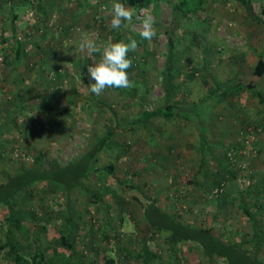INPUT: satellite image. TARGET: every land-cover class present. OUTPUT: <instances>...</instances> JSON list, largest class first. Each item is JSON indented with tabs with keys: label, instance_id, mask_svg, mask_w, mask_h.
I'll return each instance as SVG.
<instances>
[{
	"label": "rangeland",
	"instance_id": "obj_1",
	"mask_svg": "<svg viewBox=\"0 0 264 264\" xmlns=\"http://www.w3.org/2000/svg\"><path fill=\"white\" fill-rule=\"evenodd\" d=\"M79 1L34 0L31 7L23 5L25 12L33 11L37 19L32 24L24 20L13 30L14 36H21L26 49L25 62L16 63V70L11 71L23 74L15 85L3 81L8 67L0 63V181L30 166L47 168L76 159L113 122L109 109L115 111L122 123L113 138L130 148L121 158H115L113 147L99 153L97 164H111L113 175L91 173L83 180V189L60 192L50 183H35L23 188L7 204H0V264H12L4 257L7 235L24 254L39 249L46 259L52 258L57 263L65 260L68 252L57 248L63 254L53 256L49 250L51 244L38 228L42 223L40 218L45 219L54 236L69 223L75 247L87 264H103V254L114 257L117 264H143L142 243L153 254L149 264H225L216 256H203L192 243L171 244L165 232L147 230L141 216L145 198H153L159 209L176 221L208 227L216 237L226 234L236 240L250 232L254 221L264 226L262 200L263 209L255 214L253 221L241 207V202L246 206H252L255 199L259 202L256 195L260 191L264 193V165L260 172L246 168L245 173L252 180L247 187H240L235 178L220 168H215L216 178L207 173L200 179L195 164H191L194 161L187 158L184 162L181 158L184 153L191 154L192 149L181 147L180 151L176 146L158 145L164 129L169 132L170 122L159 117L141 122L138 115L170 103L172 119L188 122L185 131L193 133L191 137L179 135L183 145L195 137L193 123L197 130H203L215 121L210 113L224 97L211 90L216 86L211 78L225 76L227 68L213 67L210 63H232L235 47L248 43L250 34L264 38V18L259 14L261 0H150L139 9L115 0L134 13L131 22H122L119 30L110 26L114 0H86V14L72 16L73 23L68 25L73 28L69 29L70 33L81 32L82 24H86L83 39L92 38L97 43L137 41L136 50L128 53L132 61L128 72L132 86L106 88L99 96L90 92L89 84L94 81L87 72L90 64L99 61L98 54L89 57L86 51L72 52L71 48L68 54L80 59L76 63H39L40 46L48 49L71 46L68 41L58 44L56 39L52 40L53 44L48 43L52 39L51 29L60 24L57 4L64 10L76 9ZM146 14L155 20L157 34L151 41L139 35ZM240 32L243 36L234 38ZM118 33L121 37L117 41ZM248 51L252 57L258 56L255 46H249ZM166 56L172 75L169 84L162 80ZM56 71L61 73V79L59 85L52 87L50 79ZM199 90L204 97L195 100ZM20 91L25 94L19 97ZM132 117L135 121L126 124ZM185 136L188 140L184 142ZM154 138L158 141L153 149L147 143ZM141 144L148 146V152ZM218 161L219 165L223 163L220 157ZM204 168L209 169L210 165ZM211 179L208 187L200 186ZM129 183H134L137 189L128 187ZM219 184L222 188L219 198L209 196L208 190ZM106 186L109 192H104ZM91 192L103 193L102 202L92 201L88 195ZM10 214L18 227L8 222ZM8 225H12L10 232ZM245 246L264 261V248H254L252 243ZM124 248L129 249L128 254Z\"/></svg>",
	"mask_w": 264,
	"mask_h": 264
},
{
	"label": "trees",
	"instance_id": "obj_2",
	"mask_svg": "<svg viewBox=\"0 0 264 264\" xmlns=\"http://www.w3.org/2000/svg\"><path fill=\"white\" fill-rule=\"evenodd\" d=\"M126 4H128L132 8H142L149 4L150 0H123ZM180 4V2H178ZM29 5L30 7L31 2L29 1L24 6ZM259 14L264 18V0H262L260 7H259ZM121 37V34L118 33L115 36V40H119ZM22 46L21 42L15 43V56L18 57L19 55V48ZM169 56H166V64L163 67L162 72V80L163 83L169 84L171 81V74L169 73ZM7 64V63H6ZM15 63H11V68L14 67ZM130 72V68L127 70V74ZM252 72L256 75H261L264 73V62L261 58H258L256 60V64L253 67ZM53 79H60L61 73L56 71L54 73ZM214 82V81H213ZM216 82H214L215 84ZM228 86V87H227ZM233 86L232 84H228L227 82L223 83H216L215 88L213 90H222L221 88L228 89L229 87ZM117 89V88H115ZM172 105L168 102H165L163 107H157L150 111H142L138 115V120L141 122H146L148 119L159 117L162 118L165 121L173 122L179 126V122H175V120L172 119V115L174 112L171 111ZM110 114L113 118V122L108 125L105 130L102 132V134L92 143L90 144L76 159L68 161L64 164H52L47 168H41V167H34L30 166L27 168L22 169L20 172L8 175L5 180L0 181V204H7L10 199H12L14 196H16L23 188H27L33 184L37 183H50L52 184L57 191H65L68 192L71 188H78L83 189V180L88 177L91 173H98L99 175H113V166L111 164H107L104 166H99L97 164L98 160V154L102 151H105L108 148H114L115 158H121L124 155L128 153V149L130 148L129 145H125L120 140L113 138L115 135V132L117 129L121 126V121H119L116 118V113L114 110L109 109ZM134 117L129 118L125 121L126 124L130 125L132 122H134ZM254 128V132L256 135L257 128H261L258 125L249 126ZM262 129V128H261ZM260 129V131H261ZM240 131H245V128L240 129ZM239 136V134H238ZM152 143L153 145H151ZM154 144L155 138L152 140H148L147 145L151 146L153 149L155 148ZM143 147H146L148 152V146H145L144 144H141ZM159 146H161L160 143H158ZM240 146L239 139L232 144L230 147H233V149H237ZM252 146L254 148V154L249 160H246V168L249 166L251 167V162L257 155L258 149L255 148L252 142ZM167 147H169V144H167ZM230 147H226L223 150V154H220V160H223L222 164H220V168L222 172L228 173L231 177L237 178L238 176H241V170L236 167L235 161L238 159H242L243 157L238 156L236 158L230 159L227 156V149ZM170 148V147H169ZM262 148V147H260ZM200 152H202L200 150ZM149 154V153H148ZM222 155V156H221ZM34 160V159H32ZM37 160V159H36ZM35 160V162H36ZM207 166L206 160L203 157L202 153V159L199 164V168H204ZM100 171V172H99ZM246 174V173H245ZM247 176V175H246ZM247 178L251 179L250 176H247ZM130 188L137 189V186L134 183H129L127 185ZM216 187H220V184ZM215 188V187H214ZM221 188V187H220ZM106 191L109 192L108 187H105ZM213 189V188H212ZM211 189L208 190V192ZM60 191V192H61ZM111 193V192H110ZM103 194V193H102ZM102 194L91 192L88 193L89 197H92V201H96L98 203H101L102 200L100 199V196ZM222 194V188L221 192L218 193L215 197ZM258 195V194H257ZM256 195V196H257ZM264 195V193H263ZM145 202L142 206V219L145 223L147 230H158L161 232H165L168 235V238L171 242V244H176L178 242L184 243L189 242L194 245H196L201 254L205 257L211 258L212 256H216L218 258H221L225 264H264V261H262L260 258L253 256L250 251L246 248L247 243H252V247L258 248L259 246L261 248H264V226H260L256 224L254 221V224L252 225L249 233H243L238 239L234 240L232 238H229V236L221 235V237H216L212 231L208 227H195L191 224L183 223L180 221H176L172 216L165 213L159 207L156 205V201L152 198H145ZM264 202V197L262 198ZM241 207L246 215V217L249 220L254 219V216L256 213H259L260 210L263 209V203L261 201H254L253 207L246 206L244 202H241ZM249 207V208H248ZM253 208V210H249L250 208ZM8 222L15 223L17 227L19 226L17 223V220L13 218V215L10 214L7 217ZM69 222V220H67ZM42 222V223H41ZM40 225L38 226L39 231L42 232V235L44 234L48 238V242L50 247L49 250L52 252L53 256L56 255H62L59 253L57 248H61L64 251L68 252L67 257L65 260L61 263L55 262L52 258H45L44 252L42 250L36 249L31 252H27L24 254L20 251L17 243L14 240L9 239V235H7L4 249V257L8 258L12 261V264H87L83 260V258L79 255L74 240L72 238V226L67 223L65 229L67 228L68 231L66 232L63 227H60L58 230V235L54 236L53 231L50 227H48L45 223V219L40 218ZM12 225H8V232L11 231ZM9 234V233H8ZM124 253L128 254L129 249L124 248ZM141 259L143 264H149V261L151 262L153 257V254L148 251L145 243H142L141 246ZM103 264H117L116 259L108 254H103Z\"/></svg>",
	"mask_w": 264,
	"mask_h": 264
},
{
	"label": "crops",
	"instance_id": "obj_3",
	"mask_svg": "<svg viewBox=\"0 0 264 264\" xmlns=\"http://www.w3.org/2000/svg\"><path fill=\"white\" fill-rule=\"evenodd\" d=\"M29 1L34 3V0H0V63H7L6 66L8 67V70L3 75V81L7 82L9 85H15L16 79L23 75L22 73H19L18 70L11 72L14 69L16 70V63L25 62L24 52L26 51L24 46L25 44L23 45L22 43V46L18 49V57L15 56L16 41L13 38V34L15 33H13V30L15 31L19 24L23 23L22 19L26 10L23 5L27 4ZM57 8L59 9L58 22L60 24L53 30L51 29L52 32L50 36H52V39L49 40L48 44H53L52 40L56 39L58 44L68 41L71 43V46L65 45L59 47L58 45L51 49H48L47 47L41 48L40 46L39 51L41 58L39 63H68L69 61L70 63H76V60H80L79 57L75 56L72 58L73 55H69L68 51L71 48H73L72 52L75 50L79 51V45L77 46V44H79V40L82 41L83 39L81 37L84 35L82 30H86V24H82L81 32L78 31L76 34L69 32V29L71 30L73 28L68 25L73 23L72 16L73 18H77V16L80 14H86V0L79 1L76 9L64 10V8L61 7L59 3L57 4ZM19 29L20 27L18 30ZM241 36H243V34L240 32V35H234V38ZM68 37H71V39ZM43 40L42 42H44ZM248 41L249 44L245 43V41L244 45L235 47L236 51L233 52L234 56H232V63H210V66L213 67L220 66L227 68V73L225 76H214L211 78L212 82H227L228 84L233 85L228 89L225 88L222 90H216L219 96L222 95V97H224V101L219 99L221 102L216 103L213 112L210 113L216 118L215 121H211V123H213L208 124L205 128H203V130H197L196 124L193 123L196 131L195 137L190 140L192 142L187 143L186 145H183V142L179 140V135L182 134L183 136L184 133V135H189V137H191L193 133L190 130H188L190 132L185 131V128L189 126V123H184L183 121H180L179 126L173 122H170L168 125L169 132L164 129L162 141H155L161 142L160 144L165 147H167V144H169L170 147L176 146L180 151L181 147L192 149L191 154L184 153L181 158L184 162L188 161L187 158L194 161L191 162V164H195V171L198 172V177L200 179H202V176L206 175L207 173L211 174L210 176L212 178H216L215 168L220 167V161H218V157H220V154H223L224 148L230 147L239 139L238 134L240 129L253 125H258L262 129L260 128L261 131L253 138V145L259 151L252 160L251 167L249 166V168L253 173L260 172L262 170L261 165H264V73L261 75H256L252 72L258 58H261L264 62V38L256 36V34H250ZM249 46L256 47V52L258 55L257 57H252V52L248 51ZM11 63H15L12 69H10ZM60 79H53L52 77L50 79L53 80L51 83L52 87H56L57 84L59 85ZM199 93L200 94L194 98L195 100H199L204 97L203 92L200 91ZM24 94V92H18L19 97ZM224 94H226V97ZM206 95L207 93L205 96ZM227 101H229V103L234 102L235 105H230ZM224 103L225 105H223ZM224 106H226V108H224ZM33 113H36V110ZM159 133L160 132L158 131V135ZM187 136H185L186 139H184V142L185 140H188ZM178 140L180 142H177ZM203 149H205L206 154L204 152H200V150L202 151ZM202 153L204 154L203 157L208 162L207 164L210 165L209 169H211V171L208 168H199V164L202 159ZM217 155L218 157H216ZM222 161L223 160H221V163ZM211 182L212 179L210 180V183L205 184L201 182L200 186L208 187ZM257 196L259 197V201L263 200V192L261 193L260 191Z\"/></svg>",
	"mask_w": 264,
	"mask_h": 264
},
{
	"label": "clouds",
	"instance_id": "obj_4",
	"mask_svg": "<svg viewBox=\"0 0 264 264\" xmlns=\"http://www.w3.org/2000/svg\"><path fill=\"white\" fill-rule=\"evenodd\" d=\"M110 26L119 30L122 22H131L133 11L122 3L114 2L111 6ZM155 20L152 15H144L139 27V35L142 39L151 41L156 36L154 27ZM137 41L130 43L113 42L108 40L97 43L95 39L85 38L79 44L81 52L86 51L89 57L98 54L100 59L93 62L87 68L89 77L94 83L89 84L90 92L99 96L106 88H129L132 82L128 78L127 70L131 67L132 61L128 58L129 51H135Z\"/></svg>",
	"mask_w": 264,
	"mask_h": 264
},
{
	"label": "built area",
	"instance_id": "obj_5",
	"mask_svg": "<svg viewBox=\"0 0 264 264\" xmlns=\"http://www.w3.org/2000/svg\"><path fill=\"white\" fill-rule=\"evenodd\" d=\"M37 19L35 13L31 10L26 11L23 15V19L22 21L25 22L27 21L29 24H32L35 22V20ZM14 40L21 42L22 38L19 35H15L14 36ZM1 92H0V102H1ZM257 132H260V129L257 128L256 129ZM254 128L252 127H246L245 131H239V144L240 146L237 149H233V147H230L229 149H227L226 153L227 156L230 159L236 158L238 156L243 157L242 159H238L235 161L236 167L239 168L241 170V176H238L236 178L237 184L240 187H247L252 183V180L247 178L246 174H245V170H246V160H249L252 155L254 154V148L252 146V142H253V138H254ZM221 192V188L220 187H215L213 189H211L208 193L209 196L215 197L218 193Z\"/></svg>",
	"mask_w": 264,
	"mask_h": 264
}]
</instances>
